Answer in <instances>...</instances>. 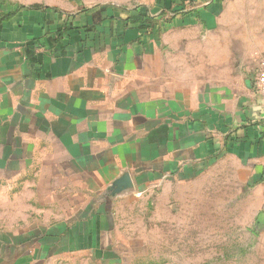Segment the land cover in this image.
Here are the masks:
<instances>
[{"label":"crops","instance_id":"1","mask_svg":"<svg viewBox=\"0 0 264 264\" xmlns=\"http://www.w3.org/2000/svg\"><path fill=\"white\" fill-rule=\"evenodd\" d=\"M261 61L264 0H0V264H173L159 226L257 217Z\"/></svg>","mask_w":264,"mask_h":264},{"label":"rangeland","instance_id":"2","mask_svg":"<svg viewBox=\"0 0 264 264\" xmlns=\"http://www.w3.org/2000/svg\"><path fill=\"white\" fill-rule=\"evenodd\" d=\"M244 214L248 217H240ZM262 214L264 201L257 217L252 218L249 212H234L233 217L217 212L216 218L201 212L200 219H181L162 234L159 226L154 231L151 250L142 248L137 254L139 258L173 264H264Z\"/></svg>","mask_w":264,"mask_h":264},{"label":"built area","instance_id":"3","mask_svg":"<svg viewBox=\"0 0 264 264\" xmlns=\"http://www.w3.org/2000/svg\"><path fill=\"white\" fill-rule=\"evenodd\" d=\"M252 83L257 94L264 99V61L260 62L258 68L252 75Z\"/></svg>","mask_w":264,"mask_h":264}]
</instances>
